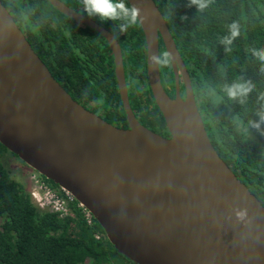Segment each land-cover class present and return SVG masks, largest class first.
Segmentation results:
<instances>
[{
	"label": "water",
	"instance_id": "water-1",
	"mask_svg": "<svg viewBox=\"0 0 264 264\" xmlns=\"http://www.w3.org/2000/svg\"><path fill=\"white\" fill-rule=\"evenodd\" d=\"M48 1L107 41L128 127L73 99L0 0V143L69 191L135 264H264V204L211 144L185 64L154 0L127 2L140 9L147 80L169 137L144 126L132 111L113 33L62 0ZM160 39L171 53L175 97L164 90L151 60L159 55Z\"/></svg>",
	"mask_w": 264,
	"mask_h": 264
},
{
	"label": "trees",
	"instance_id": "trees-1",
	"mask_svg": "<svg viewBox=\"0 0 264 264\" xmlns=\"http://www.w3.org/2000/svg\"><path fill=\"white\" fill-rule=\"evenodd\" d=\"M62 1L87 16L81 0ZM25 2L12 10V16L53 77L85 108L103 114L112 124L126 125L113 55L105 38L48 0ZM154 2L185 64L211 144L264 204V131L248 124L259 119L256 113L262 102L258 97L264 92L262 65L250 52L264 48V0H214L202 12L189 7V0ZM89 18L118 40L129 104L138 121L153 131L165 128L147 80L145 39L139 23L121 32L118 26L123 21ZM234 21L240 25V36L231 51H225L220 40ZM58 45L63 48L61 68ZM163 51L160 39L159 54ZM159 72L173 94L172 68L159 67ZM241 78L256 85L243 105L228 100L222 91L225 83ZM7 150L0 143V264H135L115 249L96 220L88 225L75 204L66 216L39 209L4 166L1 155Z\"/></svg>",
	"mask_w": 264,
	"mask_h": 264
},
{
	"label": "clouds",
	"instance_id": "clouds-1",
	"mask_svg": "<svg viewBox=\"0 0 264 264\" xmlns=\"http://www.w3.org/2000/svg\"><path fill=\"white\" fill-rule=\"evenodd\" d=\"M214 0H189V7L195 6L197 11L202 12L207 9ZM83 10L89 17H98L101 21H123L119 24V30L121 32L127 31V29L139 22L140 9L137 7H128L126 0H81ZM186 18V17H185ZM228 27V35L221 38L220 43L225 46V51H231V45L240 36V25L238 22H233ZM253 57L260 61L262 67L261 71H264V48L250 49ZM171 53L163 51L159 55L152 56L151 60L159 67L169 66L171 63ZM256 85L251 80H240L232 83H225L222 86V91L228 98V100L243 105L246 103L249 94L255 89ZM258 99L262 102L260 110L256 113L259 117L258 120H250L248 124L250 127L257 130H262L264 125V92L259 94ZM246 215L245 212L240 211L237 213L238 218L243 219Z\"/></svg>",
	"mask_w": 264,
	"mask_h": 264
},
{
	"label": "built area",
	"instance_id": "built-area-1",
	"mask_svg": "<svg viewBox=\"0 0 264 264\" xmlns=\"http://www.w3.org/2000/svg\"><path fill=\"white\" fill-rule=\"evenodd\" d=\"M28 193L32 201L41 210L52 211L59 216H66L71 213V205L75 204L81 211L86 223L93 225L95 218L93 214L67 190L55 188L44 180L40 174L31 176Z\"/></svg>",
	"mask_w": 264,
	"mask_h": 264
},
{
	"label": "flooded vegetation",
	"instance_id": "flooded-vegetation-1",
	"mask_svg": "<svg viewBox=\"0 0 264 264\" xmlns=\"http://www.w3.org/2000/svg\"><path fill=\"white\" fill-rule=\"evenodd\" d=\"M1 2L4 4V6L8 9L9 13L11 15H13L14 13L12 12V10L14 9H17V8H20V7H23V5H26V2L25 0H1ZM13 17V16H12ZM14 19V18H13ZM75 21V20H74ZM76 22V21H75ZM78 23V22H77ZM80 24V23H79ZM82 25V24H80ZM23 32V31H22ZM24 33V32H23ZM26 36V35H25ZM62 52H63V48L61 47V45H58V66L59 68H61V66L63 65V59H62ZM170 67L172 68L171 64H170ZM173 71V69H172ZM160 74V72H159ZM173 76H174V72H173ZM160 80H161V83H162V86L164 87V90L166 91V93L170 96V97H175V93H176V84H175V77H174V88H173V94H171V86L169 84H163L162 82V78H161V75H160ZM178 82H179V93L182 97H184V84H183V81H182V78H181V74L178 73ZM60 84L67 90V88L63 85V82H60ZM68 93H70L68 90H67ZM71 95V93H70ZM72 97V96H71ZM74 99V98H73ZM98 115L102 116L104 119V115L99 113ZM112 124V123H111ZM115 125V124H114ZM116 126L118 127H123V128H127L128 127V123L125 125L123 122H119L116 124ZM150 129V128H149ZM157 133L165 136V137H169L170 136V133L165 125V128H161L159 130L156 131Z\"/></svg>",
	"mask_w": 264,
	"mask_h": 264
},
{
	"label": "rangeland",
	"instance_id": "rangeland-1",
	"mask_svg": "<svg viewBox=\"0 0 264 264\" xmlns=\"http://www.w3.org/2000/svg\"><path fill=\"white\" fill-rule=\"evenodd\" d=\"M1 160L10 175L22 184L28 192L31 176L39 174L9 150L2 153Z\"/></svg>",
	"mask_w": 264,
	"mask_h": 264
}]
</instances>
